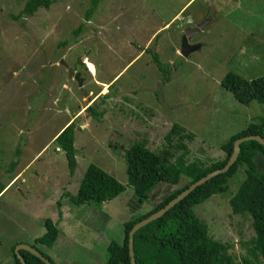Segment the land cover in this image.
I'll return each instance as SVG.
<instances>
[{
	"label": "rangeland",
	"instance_id": "rangeland-1",
	"mask_svg": "<svg viewBox=\"0 0 264 264\" xmlns=\"http://www.w3.org/2000/svg\"><path fill=\"white\" fill-rule=\"evenodd\" d=\"M51 1L26 14L27 0H0V264H10L13 245L33 244L46 218L58 235L51 247L36 245L56 264H105L107 243L122 238L123 223L153 207L131 200L124 160L130 143L145 140L159 152L178 123L193 133L185 140L188 159L205 163L223 158L222 143L264 116V103H239L220 83L228 71L264 75V0ZM198 22L204 26L188 41L197 46L183 56L182 32ZM154 53L168 66L165 75ZM68 67L80 73L81 86ZM75 117L71 173L51 139ZM90 163L125 189L107 202L74 205ZM242 178L239 171L229 181L231 193ZM231 193L194 211L211 237L240 254L253 230L232 213Z\"/></svg>",
	"mask_w": 264,
	"mask_h": 264
},
{
	"label": "trees",
	"instance_id": "trees-1",
	"mask_svg": "<svg viewBox=\"0 0 264 264\" xmlns=\"http://www.w3.org/2000/svg\"><path fill=\"white\" fill-rule=\"evenodd\" d=\"M51 0H27L23 12L31 14L40 7H49ZM98 0H91L92 5ZM88 8L85 16L92 14ZM81 29V28H80ZM80 31L75 30V34ZM154 61L165 75L168 66L163 64L157 53ZM78 63L82 64V60ZM234 98L242 104L251 101L264 103V75L246 79L241 75L228 71L220 81ZM94 116L101 115L92 106ZM71 120L55 135L54 143L62 150L68 162L71 173L76 166V149L74 134L78 120ZM259 134L264 137V116L258 122H251L245 128L231 134L221 145L225 153L223 158L209 162H197L188 159V147L185 140H192L193 133L186 132L184 127L173 123L165 134L166 145L161 151H153L147 147L145 140L134 141L124 150L127 184L134 191L135 198L131 200L152 202L153 207L129 218L123 223L122 238L110 240L107 243V261L105 264H129L128 242L129 231L138 221L148 217L163 208L189 185L216 169L222 168L228 161L233 144L237 138ZM185 141V142H184ZM241 171L243 178L234 193L230 192L229 181ZM182 185L174 187L181 183ZM166 184L167 189L160 190L158 186ZM5 186L0 188L1 190ZM170 187H173L170 189ZM125 186L114 176L101 167L90 163L83 174L77 192L71 196L74 205H82L90 201L107 202L119 195ZM171 190V191H169ZM229 194V205L233 214L250 220L252 235L240 242L245 251L238 254L231 251L232 244L221 242L211 237L208 225L194 211V207L216 194ZM45 232L30 244L38 249L52 264H56L47 254L40 250L41 246L51 247L59 229L49 218L44 219ZM14 245L11 248L13 258L10 264H21ZM134 260L136 264H264V146L255 140H247L240 144V152L234 164L225 173L196 186L190 193L170 207L165 213L139 228L133 234ZM25 264H45L34 254L20 249Z\"/></svg>",
	"mask_w": 264,
	"mask_h": 264
},
{
	"label": "water",
	"instance_id": "water-1",
	"mask_svg": "<svg viewBox=\"0 0 264 264\" xmlns=\"http://www.w3.org/2000/svg\"><path fill=\"white\" fill-rule=\"evenodd\" d=\"M200 27L202 28L203 25L200 24ZM191 32H189L187 35L189 36ZM194 49L196 48L195 45H189L187 40L185 38L182 39V43H181V49H180V54L183 56H186L187 53L185 52L186 49ZM60 62L62 64H64L63 60H60ZM68 75L69 76H74V78L76 79V81L78 82V85L81 86L82 84V80L83 78L80 76L79 72H74L72 70V68L68 67ZM82 94L87 96V92H85L84 90H82ZM247 140H255L258 143H260L262 146H264V137H262L259 134H250V135H246L240 138H237L234 141V146H233V151L228 159V161L226 162V164L220 168V169H216L212 172H209L207 175L201 177L200 179H198L197 181H195L194 183H192L191 185H189L188 188L184 189L183 191H181L177 196H175L172 200H170L163 208L155 211L154 213L150 214L148 217L138 221L136 224L133 225V227L131 228V230L129 231V242H128V254H129V264H136L135 260H134V249H133V234L142 226L146 225L147 223L151 222L152 220L158 218L159 216H161L163 213H165L170 207H172L173 205H175L177 202H179L181 199H183L185 196H187L190 191H192L196 186L201 185L202 183H204L205 181L209 180L210 178L216 176L217 174L220 173H225L229 170V168L234 164V162L236 161L238 154L240 152V144L244 141ZM23 249L26 250L32 254H34L35 256H37L38 258H40L45 264H52L51 261L46 258L38 249L34 248L33 246L29 245V244H18L15 247V253L17 254V257L19 258L21 264H25L22 256L19 254V250Z\"/></svg>",
	"mask_w": 264,
	"mask_h": 264
},
{
	"label": "flooded vegetation",
	"instance_id": "flooded-vegetation-1",
	"mask_svg": "<svg viewBox=\"0 0 264 264\" xmlns=\"http://www.w3.org/2000/svg\"><path fill=\"white\" fill-rule=\"evenodd\" d=\"M187 18H189V14H186V19ZM190 20V19H189ZM200 24L201 23H194V25H191L190 27H188V28H186L185 30L186 31H184V32H182V35H181V42H182V39L183 38H185L186 40H187V42L188 41H191L192 39H191V37H192V33L194 32V31H196V30H200V29H202L201 27H200ZM203 26H204V24H202ZM189 32H191L190 33V35L188 36L187 34L189 33ZM189 44V43H188ZM190 45V44H189ZM196 45V44H195ZM192 46V45H191ZM197 46V45H196Z\"/></svg>",
	"mask_w": 264,
	"mask_h": 264
},
{
	"label": "crops",
	"instance_id": "crops-1",
	"mask_svg": "<svg viewBox=\"0 0 264 264\" xmlns=\"http://www.w3.org/2000/svg\"><path fill=\"white\" fill-rule=\"evenodd\" d=\"M91 65H93V64L91 63ZM20 172H21V171H20ZM20 172H18V173H16L15 175H13V177L8 181V184L11 183L15 178H17V176L19 175ZM8 184H7V185H8ZM4 186H6V184H5Z\"/></svg>",
	"mask_w": 264,
	"mask_h": 264
},
{
	"label": "clouds",
	"instance_id": "clouds-1",
	"mask_svg": "<svg viewBox=\"0 0 264 264\" xmlns=\"http://www.w3.org/2000/svg\"><path fill=\"white\" fill-rule=\"evenodd\" d=\"M66 124H67V123H66ZM54 138H55V137H54ZM54 138H53V139H51V140H53V141H54ZM56 149H59V148H57V147H56Z\"/></svg>",
	"mask_w": 264,
	"mask_h": 264
},
{
	"label": "bare ground",
	"instance_id": "bare-ground-1",
	"mask_svg": "<svg viewBox=\"0 0 264 264\" xmlns=\"http://www.w3.org/2000/svg\"><path fill=\"white\" fill-rule=\"evenodd\" d=\"M89 64H91V62H89Z\"/></svg>",
	"mask_w": 264,
	"mask_h": 264
}]
</instances>
